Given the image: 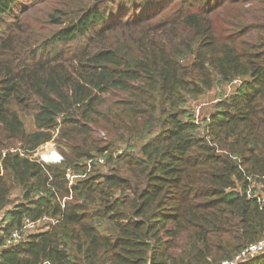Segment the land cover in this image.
Listing matches in <instances>:
<instances>
[{"label":"trees","instance_id":"obj_1","mask_svg":"<svg viewBox=\"0 0 264 264\" xmlns=\"http://www.w3.org/2000/svg\"><path fill=\"white\" fill-rule=\"evenodd\" d=\"M248 178L264 196V0H0V247L55 221L0 264L230 261L264 237Z\"/></svg>","mask_w":264,"mask_h":264},{"label":"built area","instance_id":"obj_2","mask_svg":"<svg viewBox=\"0 0 264 264\" xmlns=\"http://www.w3.org/2000/svg\"><path fill=\"white\" fill-rule=\"evenodd\" d=\"M239 83L240 81H235L233 85H239ZM232 86L227 87L229 91L231 90ZM196 121L197 123L200 121L199 108L196 109ZM58 160H59L58 163L61 162L62 157L59 156ZM248 182H249V187L247 190L248 198L257 200V202L261 206V209H263L264 196L260 192V185L253 178H248ZM2 219L3 217L2 214L0 213V223L2 222ZM50 223L55 224V221L48 217H44L38 222H32L30 220H27L20 230L15 231L13 235L5 241V245L3 247H0V252L3 250V248L14 247L26 243L30 235H32L33 233L35 234L39 231L41 232L44 231V227L46 225H49ZM263 254H264V237L258 242L246 247L238 255H236L234 259L230 261H223L220 264H245L247 261Z\"/></svg>","mask_w":264,"mask_h":264},{"label":"rangeland","instance_id":"obj_3","mask_svg":"<svg viewBox=\"0 0 264 264\" xmlns=\"http://www.w3.org/2000/svg\"><path fill=\"white\" fill-rule=\"evenodd\" d=\"M225 91H226V95L227 94H229V90H228V88H226L225 89ZM220 93H221V90H219V89H216L215 91H213L212 93H210L208 96H206L205 98H203L200 102H199V104H196V105H194L193 107H197V108H199V110L200 109H202V110H200L202 113L201 114H203V112L205 113L207 110H209V108L212 106L211 104H212V101L213 100H215V98L216 97H219V95H220ZM196 108V109H197ZM22 116V119H23V121H24V123H25V125H26V129L28 130V131H32V130H34V124H33V120H32V118L31 117H28V116H24V115H21ZM45 150H55V152L59 155V156H61V154L59 153V151L57 150V146H56V144L54 143V142H51V143H49V144H47V145H45L44 147H42V148H40L39 149V151L34 155V158L35 159H39V160H41V161H43V160H45L44 158H43V156H42V154H43V151L45 152ZM46 161V160H45ZM45 161H43V162H45ZM58 159H56V160H53V161H50V162H48V161H46V163H58Z\"/></svg>","mask_w":264,"mask_h":264},{"label":"bare ground","instance_id":"obj_4","mask_svg":"<svg viewBox=\"0 0 264 264\" xmlns=\"http://www.w3.org/2000/svg\"><path fill=\"white\" fill-rule=\"evenodd\" d=\"M42 156L48 162L56 160L59 157L55 150H45V152L43 151Z\"/></svg>","mask_w":264,"mask_h":264},{"label":"water","instance_id":"obj_5","mask_svg":"<svg viewBox=\"0 0 264 264\" xmlns=\"http://www.w3.org/2000/svg\"><path fill=\"white\" fill-rule=\"evenodd\" d=\"M59 156V155H58ZM43 161H45V160H43ZM46 162V161H45Z\"/></svg>","mask_w":264,"mask_h":264}]
</instances>
